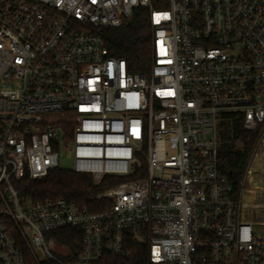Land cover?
<instances>
[{"label":"built area","instance_id":"built-area-1","mask_svg":"<svg viewBox=\"0 0 264 264\" xmlns=\"http://www.w3.org/2000/svg\"><path fill=\"white\" fill-rule=\"evenodd\" d=\"M153 1L0 0V264H93L130 245L146 264H264V0ZM137 8L147 75L92 32ZM234 124L259 130L237 190L218 167ZM61 149L95 185L122 179L90 198L108 206L27 192ZM65 228L82 232L73 262L49 235Z\"/></svg>","mask_w":264,"mask_h":264},{"label":"trees","instance_id":"trees-1","mask_svg":"<svg viewBox=\"0 0 264 264\" xmlns=\"http://www.w3.org/2000/svg\"><path fill=\"white\" fill-rule=\"evenodd\" d=\"M158 0H154L155 4ZM92 32L98 34L104 41L111 56L125 59L130 73H149L152 61L151 26L147 8L134 10L131 19L116 28H95ZM233 137L223 144L218 153V167L228 176L233 188L238 189V182L248 162L250 153L259 130L243 131L238 124L233 125ZM137 177L131 175L123 179ZM121 178L106 177L99 185H95L92 177L77 174L71 170L57 168L43 179L30 183L27 192L35 200L63 198L74 202L89 211L101 210L110 204L109 201L93 203L91 196L98 191L118 183ZM59 244L65 245L70 255H62L65 262H73L76 254L82 250V232L79 228L52 230ZM131 255L127 258L105 253L93 264H146V246L130 245ZM26 264H31L30 257L25 254Z\"/></svg>","mask_w":264,"mask_h":264},{"label":"rangeland","instance_id":"rangeland-1","mask_svg":"<svg viewBox=\"0 0 264 264\" xmlns=\"http://www.w3.org/2000/svg\"><path fill=\"white\" fill-rule=\"evenodd\" d=\"M59 168L64 170H71L73 166V158L70 153H68L66 150L61 149L59 150ZM259 164L256 163L254 167H258ZM256 184L258 185H264V180L262 179H256ZM256 232L260 235H264V226H258L256 228Z\"/></svg>","mask_w":264,"mask_h":264}]
</instances>
